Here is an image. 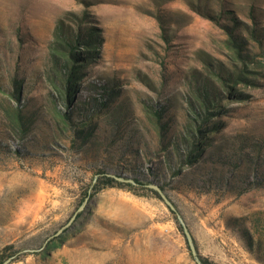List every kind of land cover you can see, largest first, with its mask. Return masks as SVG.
Here are the masks:
<instances>
[{
	"label": "rangeland",
	"instance_id": "obj_1",
	"mask_svg": "<svg viewBox=\"0 0 264 264\" xmlns=\"http://www.w3.org/2000/svg\"><path fill=\"white\" fill-rule=\"evenodd\" d=\"M58 23L64 35L80 28L82 37L91 32L98 42L71 108L85 107L101 86L115 94L93 115L98 153L72 150L69 132L65 139L51 134L48 78L61 63L56 67L49 53ZM227 30L243 41L251 82L235 86L241 99H225L222 91L221 107L204 128L222 125L199 140L202 159L171 177L165 165L167 156L173 165L176 154L160 147L144 108L161 112L167 136L183 130L195 84L211 70L226 76L240 65L230 60ZM16 77L21 101L38 115L24 140L0 130V142L21 153L0 154V256L12 258L9 264H195L176 215L161 198L139 188L95 191L98 170L161 186L199 259L264 264V186L249 185L246 166L257 158L254 173L264 177V0H0L5 94ZM8 103L0 96V110ZM114 107L119 132L108 122ZM116 132L120 138L110 144ZM232 156L237 168L229 165ZM86 189L83 210L50 239L75 214Z\"/></svg>",
	"mask_w": 264,
	"mask_h": 264
},
{
	"label": "trees",
	"instance_id": "obj_2",
	"mask_svg": "<svg viewBox=\"0 0 264 264\" xmlns=\"http://www.w3.org/2000/svg\"><path fill=\"white\" fill-rule=\"evenodd\" d=\"M76 32L74 35H64L62 33V24L58 23L53 36V43L50 46V61L57 67L60 62V68L57 72H54L48 78L53 88L54 94L49 100L48 113L53 119L54 126H52V137L64 138L67 132L70 133L66 136L72 146V150H76L79 153H85L90 150L97 151L98 153V136L99 127L96 122L92 121L95 115L104 112L109 102L115 98V94L112 90L106 86H101V92L96 93L94 96L84 102L82 108H71L72 99L75 95V89L82 75V69L85 67L87 60L90 56L94 55V51L98 45L97 39L93 42V33L86 32L85 36H81L82 31ZM228 31V39L225 41L227 49L232 53L230 60L233 63L237 62L240 65H234V70L226 76L220 73H215L214 70L209 71L208 79H205L199 84H195L193 89L192 101L188 102L187 111V123L183 130L174 131L172 137L168 135V129L166 124L161 121V112L158 110H152L144 108L148 112L151 121L157 131L160 147L167 150L166 147L170 146L174 154H176V161L171 164L169 157L167 156L166 169L169 171L171 177H177L181 174V169L185 167H191L199 159H202V145L204 142L199 141L203 139L204 135L210 131H216L222 124L218 122H212L208 128H204L206 124L210 122V118L213 113H218V109L221 107V94L225 92V99H241V94L234 92L235 86L240 84H248L251 81L247 78V74L250 73L249 66L246 61L249 57L243 54L244 45L243 41L233 35L232 30ZM69 36L71 38H69ZM252 37L256 38V30L253 29ZM215 77V78H214ZM12 88L9 94H5V90L0 85V96L7 99V107L0 110V130H5L15 141L26 139L29 134L35 130L37 111H34L25 102L21 101L20 95V80L19 78H13ZM192 82L196 83V80ZM94 89H97L94 86ZM12 101V102H11ZM146 106V105H145ZM117 107L113 108V113L109 122L111 128L117 127L119 132L120 124L115 119L116 113L114 112ZM94 115V116H93ZM118 117V116H117ZM114 125V126H113ZM116 135V136H115ZM120 136L116 132L113 138L110 137V144H114ZM109 144V145H110ZM207 145V144H206ZM92 153V152H90ZM0 154L3 155H18L21 153L19 150H12L8 144L0 142ZM93 154V153H92ZM95 155V154H94ZM96 156V155H95ZM232 156L229 161V165L232 168H237L238 165L235 161L236 158ZM227 159V160H229ZM232 159V160H231ZM232 161L234 163H232ZM246 166L249 168L248 175L251 176L249 185H263L264 177L260 178L257 173H254L256 169L257 158L246 160ZM170 163V164H169ZM254 167V168H253ZM229 170V169H227ZM225 170V171H227ZM100 180L96 179L93 189L96 191L99 188H128L130 191L134 188H139L143 191H148L154 197L160 198L156 191L146 188V185H156L161 191L162 187L153 182L140 181L137 178H133L136 185L122 184L117 182L111 177H108L107 173L103 170H98ZM224 184V183H223ZM240 193V192H239ZM89 196L88 189L85 190L81 198V203ZM179 229L181 227L177 226ZM52 238L53 239H57ZM50 240L51 242H53ZM259 243V242H258ZM56 245V244H55ZM53 246L52 249H55ZM6 257L0 256V264L5 261ZM203 264H210L207 260L200 258Z\"/></svg>",
	"mask_w": 264,
	"mask_h": 264
},
{
	"label": "water",
	"instance_id": "obj_3",
	"mask_svg": "<svg viewBox=\"0 0 264 264\" xmlns=\"http://www.w3.org/2000/svg\"><path fill=\"white\" fill-rule=\"evenodd\" d=\"M108 177H111L114 180H116L117 182L122 183V184H131L133 186L136 185V183L133 180H131V179H124L122 177H116V176H113V175H108ZM146 188L156 191V193L161 198L163 203L167 206V208L173 214L176 215V220H177L178 224L180 225V227L182 228L184 237L186 239L188 248L190 250L192 258L194 259L195 264H203L201 262V260L199 259L198 255H197V251H196L192 236H191L190 232L188 231L183 219L177 214L176 209H175L174 205L172 204V202H170V200L163 194V192L161 191V189L158 186L149 184V185H146ZM86 201H87V198L80 205V207L77 209L75 214L69 219V221L63 227L58 229L56 231V233L50 239L59 237V236H61L63 234V232L73 223V221L75 220L76 215L83 210L84 206L86 205ZM48 241H49V239L45 241L43 247L46 245V243ZM11 261H12V258H9V259L5 260L2 264H9Z\"/></svg>",
	"mask_w": 264,
	"mask_h": 264
}]
</instances>
